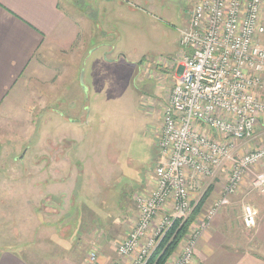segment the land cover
Returning <instances> with one entry per match:
<instances>
[{"label":"rangeland","instance_id":"obj_1","mask_svg":"<svg viewBox=\"0 0 264 264\" xmlns=\"http://www.w3.org/2000/svg\"><path fill=\"white\" fill-rule=\"evenodd\" d=\"M110 1L109 15H103L100 0H61L75 21L63 41L70 44L48 52L45 45L15 97L0 109V251L14 248L33 260L46 257L60 239L75 240L87 228L82 221L92 203L100 213L111 211L114 204L129 202L155 172L160 112L175 82L180 35L196 0ZM120 4L129 8L123 16ZM145 62L149 66L142 72ZM263 130L264 120L242 154L264 145V134L257 137ZM88 175L96 177L98 191L85 192ZM76 176L75 189L61 181L74 182ZM225 176L219 173L223 183ZM61 191L80 194L81 215L74 208L69 214L73 202L60 209ZM242 205L232 206L235 216L243 215ZM180 251H172L166 264L176 262Z\"/></svg>","mask_w":264,"mask_h":264},{"label":"built area","instance_id":"obj_2","mask_svg":"<svg viewBox=\"0 0 264 264\" xmlns=\"http://www.w3.org/2000/svg\"><path fill=\"white\" fill-rule=\"evenodd\" d=\"M263 3L195 2L180 35L175 82L160 112L155 189L136 198L138 220L118 246V253L130 257L131 264H146L175 222L181 226L192 218L219 173L228 178L222 198L208 215L193 219L172 264L191 263L210 220L245 177L251 176L253 189L264 195V173L254 169L264 162V145L241 152L264 120V45L259 42L264 35ZM256 223L255 209L246 204V228ZM89 256L97 258L95 252Z\"/></svg>","mask_w":264,"mask_h":264},{"label":"crops","instance_id":"obj_3","mask_svg":"<svg viewBox=\"0 0 264 264\" xmlns=\"http://www.w3.org/2000/svg\"><path fill=\"white\" fill-rule=\"evenodd\" d=\"M100 1L102 2L100 8L103 11L106 10L103 15H109L105 5L111 1ZM147 2L157 4V0H147ZM92 4L94 6V3ZM118 6V13L123 16L128 7L126 4ZM97 14L100 15L99 12ZM261 18L264 24V3ZM71 24H75V21L68 18V13L61 0H0V109L15 97L16 87L45 45L46 52L61 50L67 46L69 40L65 44L63 41L66 38L68 27L71 28ZM99 25L101 24L99 23ZM100 29L103 31L102 28ZM259 42L264 45V35L259 37ZM162 61L152 60L150 62L158 65L163 63ZM148 66L146 62L140 65L142 72ZM155 80L152 81L156 82ZM263 134L264 130L258 133L257 137ZM68 149H65L66 153L70 154L71 151ZM74 154L79 161L78 150ZM71 156L67 157L70 158ZM61 168L66 167L63 165ZM255 172L257 174L264 173V162L255 166ZM60 173L63 175L62 171ZM153 176L154 173L148 176L149 178L144 183L142 190H136L129 202L121 203L118 207L114 204L111 211L100 213L95 210L98 208L97 205L94 206L92 203L90 209L93 212L86 210L88 213L91 211V213L82 221V223L85 222L83 224L87 228L80 229L79 236L75 240H72L71 237L67 243L66 241L60 243L62 241L60 239L57 250L50 251L46 257L33 260L28 258V254L25 255L22 250L8 248L0 251V264H128V258L118 253L117 245L128 236L131 227L138 220L139 211L137 203H135L138 195L147 194L155 189V177ZM77 177L74 178V182H69L67 177L61 181L62 183L66 182V186H73L75 189L78 182ZM87 177L88 179L84 184L85 192L90 189L91 191H98L100 185L97 184L96 177L90 178V175ZM93 179L94 182L92 183ZM225 180L226 182L223 183L222 179L218 177L213 181L209 188V195L204 201L201 212H199L200 216L208 215L215 203L222 198L228 183L227 174ZM252 181V177H245L240 190L236 194H232L229 202L227 201L219 212H216L212 217L206 234L201 238L194 251L190 264H264V195L253 189ZM60 193L63 194V198L60 197L59 199L60 209L66 203L73 202L74 207H69V214L74 208L75 212L81 215L79 209L76 208L80 194L73 197L65 191ZM56 198L58 199V197ZM238 203L243 204L241 211L243 215L241 216H235L237 212L231 211L232 206ZM246 204L252 205L257 213L256 226L251 229L246 228L244 224V206ZM67 214L62 215L67 216ZM82 217H86V215L83 214ZM91 217H93L92 220ZM118 223L124 224V227L120 228ZM98 232L102 234V237L98 235ZM118 233H120V239L113 237ZM84 234L87 235L84 236ZM94 248L98 249L95 261L88 256Z\"/></svg>","mask_w":264,"mask_h":264},{"label":"trees","instance_id":"obj_4","mask_svg":"<svg viewBox=\"0 0 264 264\" xmlns=\"http://www.w3.org/2000/svg\"><path fill=\"white\" fill-rule=\"evenodd\" d=\"M190 20V19H189ZM189 22V21H188ZM187 22V23H188ZM188 25V24H187ZM210 187V186H209ZM210 189H208L202 199V202L198 209L194 212L192 218L189 221L185 222L180 226V222H175L173 228L166 234V236L162 239L155 252L150 256L146 264H166L167 259L172 254L176 248H178L179 243L183 240L184 235L189 230V225L195 219V217L201 212L204 201L209 195Z\"/></svg>","mask_w":264,"mask_h":264},{"label":"water","instance_id":"obj_5","mask_svg":"<svg viewBox=\"0 0 264 264\" xmlns=\"http://www.w3.org/2000/svg\"><path fill=\"white\" fill-rule=\"evenodd\" d=\"M179 72H180V73L182 72V67L180 68Z\"/></svg>","mask_w":264,"mask_h":264}]
</instances>
